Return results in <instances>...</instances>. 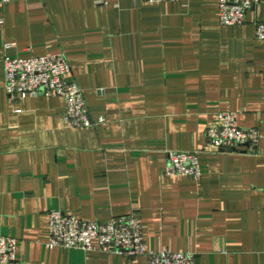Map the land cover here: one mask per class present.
I'll return each instance as SVG.
<instances>
[{
    "label": "crops",
    "instance_id": "0c3cea01",
    "mask_svg": "<svg viewBox=\"0 0 264 264\" xmlns=\"http://www.w3.org/2000/svg\"><path fill=\"white\" fill-rule=\"evenodd\" d=\"M220 22V0H0V235L23 264H148L145 255L47 245L49 214L137 212L150 250L197 264H264V43ZM64 52L93 118L69 127L61 96L4 86L5 58ZM256 127V155L202 152L200 180L166 176L170 151L201 150L220 112Z\"/></svg>",
    "mask_w": 264,
    "mask_h": 264
},
{
    "label": "built area",
    "instance_id": "2783aa9c",
    "mask_svg": "<svg viewBox=\"0 0 264 264\" xmlns=\"http://www.w3.org/2000/svg\"><path fill=\"white\" fill-rule=\"evenodd\" d=\"M160 2L167 0H140ZM262 0H220V22L223 25L242 24L247 12ZM257 38L264 43V21L256 23ZM72 65L66 54L5 58L4 86L10 101L20 96H61L66 102L65 119L69 127H90L106 122L104 116L93 118L84 92L72 77ZM261 140L256 127L238 124L237 114L220 112L218 122L206 131V142L201 150L170 151L165 168L166 176H187L200 180L202 152L239 150L256 155ZM51 248L65 247L84 251H101L130 257L145 255L148 264H197L192 252L150 250L145 241L141 218L137 212L114 217L106 221H87L62 210L49 214ZM16 238L0 235V264H23L18 259Z\"/></svg>",
    "mask_w": 264,
    "mask_h": 264
}]
</instances>
